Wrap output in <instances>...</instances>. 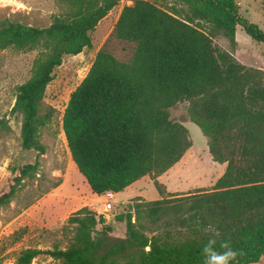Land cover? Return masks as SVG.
I'll return each mask as SVG.
<instances>
[{"label": "trees", "instance_id": "trees-1", "mask_svg": "<svg viewBox=\"0 0 264 264\" xmlns=\"http://www.w3.org/2000/svg\"><path fill=\"white\" fill-rule=\"evenodd\" d=\"M61 11L47 27L4 21L0 51L35 52L30 77L15 88L22 115L21 147L43 154L40 129L50 119L39 108L64 56L91 48L90 33L120 0H55ZM110 34L131 43L127 61L100 48L65 106L61 127L71 161L92 194L116 195L150 177L161 198L130 200L123 239L91 206L68 216L51 249L24 248L15 264L48 255L60 264H204L209 239L229 241L232 264L264 260V69L220 52L217 36L234 45L237 26L254 42L264 33L242 18L235 0H126ZM188 102V115L207 139L212 160L225 169L210 190L163 196L157 178L190 148L187 129L170 109ZM34 165L14 175L0 193V209L16 197ZM24 229L8 240L14 245ZM149 235V236H148ZM54 239V238H53Z\"/></svg>", "mask_w": 264, "mask_h": 264}, {"label": "rangeland", "instance_id": "rangeland-1", "mask_svg": "<svg viewBox=\"0 0 264 264\" xmlns=\"http://www.w3.org/2000/svg\"><path fill=\"white\" fill-rule=\"evenodd\" d=\"M235 1L239 15L264 33V12L260 9L264 7V0ZM124 5H131V2L120 0L90 33L91 48L83 49L76 56H64L61 65L54 70L39 108L41 115L46 112L51 115L40 129V142L45 147L43 154L21 147L22 115L13 111L15 88L30 77L35 52L0 51V193L13 184L14 175L20 168L35 166L30 176L23 180L14 200L0 209V264H15L13 253L24 248L51 249L54 240L62 238L59 235L47 238L42 233L60 229L68 216L83 206L94 208L112 227L111 242L125 237V222H118L115 218L124 215L128 203L135 198L125 199L134 194L133 188L119 196L92 194L71 161L61 127L69 96L85 77L96 52L105 48L119 61L130 58L133 44L110 36ZM60 11L55 0H0V24L9 21L44 28L50 24L51 16ZM213 43L218 51L232 54L238 63L264 69V44L254 42L240 26L236 27L234 45L222 36L215 37ZM188 105V102H182L170 109V118L187 129L191 146L175 165L157 178L165 197L210 190L225 169V165L212 160L207 139L190 120ZM144 183L139 195L141 199L153 201L161 198L150 177H146ZM21 229H24L21 240L10 245L8 237ZM30 264L60 262L48 255H39ZM257 264H264V260Z\"/></svg>", "mask_w": 264, "mask_h": 264}, {"label": "clouds", "instance_id": "clouds-1", "mask_svg": "<svg viewBox=\"0 0 264 264\" xmlns=\"http://www.w3.org/2000/svg\"><path fill=\"white\" fill-rule=\"evenodd\" d=\"M216 245L215 239H209L203 246L201 254L204 257V264H232L237 252L231 247L230 242L227 240L220 242L219 250Z\"/></svg>", "mask_w": 264, "mask_h": 264}, {"label": "crops", "instance_id": "crops-1", "mask_svg": "<svg viewBox=\"0 0 264 264\" xmlns=\"http://www.w3.org/2000/svg\"><path fill=\"white\" fill-rule=\"evenodd\" d=\"M263 6V5H262ZM263 12H264V7H261L260 8ZM100 23V22H99ZM236 31V30H235ZM220 165H225V164H220ZM145 178L146 177H144V178H142V179H140V180H138V181H136L135 183H133L131 186H129V187H127L123 192H125L126 190H128L129 188L131 189V188H133V195L130 197V198H125L126 200H128V199H131V198H133V197H138L139 195H140V192H141V190L143 189V186L145 185ZM146 186H147V184H146ZM129 189V190H130ZM121 194V192L120 193H118L117 194V196H119ZM114 196V195H113ZM128 197V196H127ZM140 197V196H139ZM160 199V198H159Z\"/></svg>", "mask_w": 264, "mask_h": 264}]
</instances>
